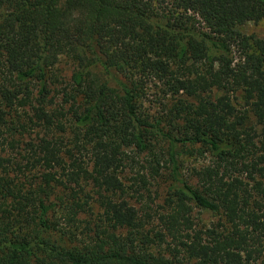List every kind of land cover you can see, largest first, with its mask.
I'll use <instances>...</instances> for the list:
<instances>
[{"label":"trees","instance_id":"1","mask_svg":"<svg viewBox=\"0 0 264 264\" xmlns=\"http://www.w3.org/2000/svg\"><path fill=\"white\" fill-rule=\"evenodd\" d=\"M263 20L264 0H0V264H264V38L240 31Z\"/></svg>","mask_w":264,"mask_h":264},{"label":"rangeland","instance_id":"2","mask_svg":"<svg viewBox=\"0 0 264 264\" xmlns=\"http://www.w3.org/2000/svg\"><path fill=\"white\" fill-rule=\"evenodd\" d=\"M240 31L247 35H257L261 38H264V20L254 24L248 23L242 27H240ZM58 72L60 75L64 77L69 76V72L71 70L70 63L63 59L61 63L57 67ZM173 99H164L160 95L157 94V90L153 88L150 91L148 100H147V110L150 112V115H156L158 117H165V110L168 106L172 105ZM211 160L210 156L201 157L197 154L192 155H183L181 158V165L183 174L186 178L191 179L190 181L193 183L195 182L192 178V174L194 173L195 169L200 168L201 166L206 165ZM154 187L152 189L153 197L156 199V205L163 206L165 203V199L168 195V188L171 182L170 178V170L168 167H165L162 170V176L159 177L156 181H154ZM194 184V183H193ZM135 204V202H134ZM137 207H140L137 204ZM198 222L200 226L210 228L217 224L220 221V216L214 214L209 211H201L198 214Z\"/></svg>","mask_w":264,"mask_h":264}]
</instances>
